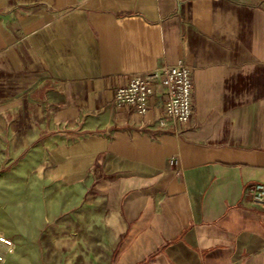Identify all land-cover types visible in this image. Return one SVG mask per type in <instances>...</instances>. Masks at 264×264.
<instances>
[{
    "label": "crops",
    "instance_id": "crops-1",
    "mask_svg": "<svg viewBox=\"0 0 264 264\" xmlns=\"http://www.w3.org/2000/svg\"><path fill=\"white\" fill-rule=\"evenodd\" d=\"M178 62L194 105L176 130L160 86L145 114L112 103ZM24 153L93 208L30 264H264L247 202L264 186V0H0V163Z\"/></svg>",
    "mask_w": 264,
    "mask_h": 264
},
{
    "label": "rangeland",
    "instance_id": "rangeland-1",
    "mask_svg": "<svg viewBox=\"0 0 264 264\" xmlns=\"http://www.w3.org/2000/svg\"><path fill=\"white\" fill-rule=\"evenodd\" d=\"M19 157L8 163L6 156L0 163V237L11 242L0 241V264L57 259L60 250H53L52 244L68 239V232L52 233L87 220L93 208L76 188L48 181L29 156L24 153Z\"/></svg>",
    "mask_w": 264,
    "mask_h": 264
},
{
    "label": "built area",
    "instance_id": "built-area-1",
    "mask_svg": "<svg viewBox=\"0 0 264 264\" xmlns=\"http://www.w3.org/2000/svg\"><path fill=\"white\" fill-rule=\"evenodd\" d=\"M156 86L161 87L164 96V116L170 122L169 128L176 130L177 125L189 120L194 105L191 69L182 62L131 76L126 84L114 88L112 103L145 114L150 98L156 94ZM247 194L248 203L264 207L263 185L248 186ZM0 241L11 244L3 237Z\"/></svg>",
    "mask_w": 264,
    "mask_h": 264
}]
</instances>
